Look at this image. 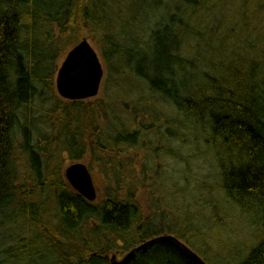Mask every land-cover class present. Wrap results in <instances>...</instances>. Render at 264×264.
<instances>
[{
    "label": "trees",
    "instance_id": "obj_1",
    "mask_svg": "<svg viewBox=\"0 0 264 264\" xmlns=\"http://www.w3.org/2000/svg\"><path fill=\"white\" fill-rule=\"evenodd\" d=\"M121 1L0 0V264H110V252L122 254L169 231L165 217L156 218L136 197L137 152L130 154L139 142L146 144L143 136L153 132L155 137L159 107L172 108L183 129L203 137L223 197L242 213L259 217L263 235L237 264H264V73L250 68L243 76L229 65L218 79L181 53L192 34L199 46L197 26L210 17V0H172L173 6L163 0H130L166 11L149 29L146 50L124 40L117 22ZM78 26L97 38L106 78H131V84L144 85L152 102L139 96L129 108L122 101L119 107L132 122L142 115L136 122L140 128L107 135V124L118 125L116 102L98 98L67 103L57 97L43 115L50 132L38 130L32 145L31 108L39 94L53 91L54 60L65 36ZM167 136L176 140L177 132ZM51 146L72 159L89 155V162H98L107 179L99 202L87 200L63 179L56 163L49 167ZM20 165L28 174L19 173ZM140 166L143 171V159ZM90 220L95 225L78 233ZM175 222V233L184 238L185 229ZM20 225L29 233L5 243L2 238Z\"/></svg>",
    "mask_w": 264,
    "mask_h": 264
},
{
    "label": "rangeland",
    "instance_id": "obj_2",
    "mask_svg": "<svg viewBox=\"0 0 264 264\" xmlns=\"http://www.w3.org/2000/svg\"><path fill=\"white\" fill-rule=\"evenodd\" d=\"M121 3L123 12L117 22L124 31V40L131 47H135L136 43L139 48L146 50L149 29L165 16L164 7L130 0H123ZM162 3L172 6L175 4L172 0H163ZM207 4L211 15L197 26L199 36L202 37L199 46L196 48L193 38L195 34H192L189 44L181 46V53L185 57L197 59L201 68L210 70L218 79L224 75V69L229 65L236 66L243 76L250 68L255 73L256 71L259 74L264 73V0H210ZM113 9L115 8L112 7L110 11ZM83 38L95 50L103 69L97 94L85 100L106 98L118 105L117 110L113 109L114 113H117L118 125L107 124L104 133L113 135L117 129L139 127L136 122L143 118L142 115L138 116L136 122H132L119 107L122 101H128L129 108L132 107V101L139 96L143 102L145 100L152 102L144 85L131 84V78L118 79L111 69L113 76L106 78L107 63L104 62L97 38L78 26L75 32L65 36L63 39L65 42L62 41L60 45L62 49L58 51V56L54 60L53 91L39 94L31 108L30 121L35 125L29 128L32 145L38 138L36 133L50 132L44 124L43 115L56 98H59V102L70 101L60 97L55 89L56 70L67 51ZM115 60L108 62L109 67L114 66ZM205 62H208L206 67ZM157 114L160 120L154 122L155 137L153 132L149 136H143L142 140L146 144L139 142L130 151V154L137 152V156L133 158V174L139 176L140 180L137 184L136 197L142 207L152 211L156 218L165 217L169 231L161 235H172L207 264H237L263 235L258 215L242 213L223 197L212 154L203 143V137L198 135L193 137L188 130L183 129L184 122L179 120L181 118H176L178 116L172 108L159 107ZM143 115L144 118L149 117L147 113ZM21 123L27 124L23 120ZM145 123L148 124L150 121L147 120ZM169 132L171 134L177 132L176 140L167 136ZM20 139L18 136V142ZM15 146L17 147V143ZM48 150L47 155L52 163L49 167L56 163L54 166L63 179L67 166L76 162L83 163L89 171L96 194L93 201L96 203L103 198L107 179L97 161L89 162V155L83 160L72 159L68 152L64 150L58 152L55 146ZM141 158L144 162L143 171L140 166ZM22 160L23 165L25 160L23 156ZM22 165L19 173L28 174L27 167ZM126 172L124 174L127 176ZM28 182L31 183V180ZM47 205L50 212L51 202ZM176 220L181 223L180 227L185 229L184 238L175 233ZM89 225L94 226L95 223L90 220L83 224L78 233L84 232ZM14 228L12 233L9 232V235L2 238L5 243L14 237L29 233V229L23 225ZM113 254L116 257L122 256L118 250L110 252L108 257Z\"/></svg>",
    "mask_w": 264,
    "mask_h": 264
},
{
    "label": "water",
    "instance_id": "obj_3",
    "mask_svg": "<svg viewBox=\"0 0 264 264\" xmlns=\"http://www.w3.org/2000/svg\"><path fill=\"white\" fill-rule=\"evenodd\" d=\"M102 74L103 69L95 50L83 38L67 51L58 66L54 80L55 89L58 95L64 99L90 98L97 94ZM64 176L87 200L93 201L95 199L96 194L90 174L84 164L80 162L70 164L64 169ZM170 245H173L176 250L167 258L176 264H205L196 253L169 234L159 235L152 240L142 242L136 248L128 251L120 260L112 256L110 264H131L136 253L144 254L152 246V249L155 248V252L162 253ZM167 258L164 254L158 264H166Z\"/></svg>",
    "mask_w": 264,
    "mask_h": 264
},
{
    "label": "flooded vegetation",
    "instance_id": "obj_4",
    "mask_svg": "<svg viewBox=\"0 0 264 264\" xmlns=\"http://www.w3.org/2000/svg\"><path fill=\"white\" fill-rule=\"evenodd\" d=\"M157 236H154V237H151L145 241H149V240H152L154 238H156ZM144 242V241H142ZM142 242H140L139 244L135 245L134 247H132L131 249L133 248H136L137 246H139ZM152 247L148 248L146 250V253L142 254L141 252L139 253H136L135 255V258L133 260V262L131 264H158V262L162 259V257L166 256L167 257H170L172 255V253L176 250V248L173 246V245H170L168 246L165 251H162V253H158V252H155L156 250L152 249ZM131 249H129L128 251H130ZM128 251L122 253V256L120 255V257H116V255H111L114 256L117 260H120ZM182 260V258H181ZM166 264H176L173 260H170V258H167L166 260ZM207 264V263H205Z\"/></svg>",
    "mask_w": 264,
    "mask_h": 264
}]
</instances>
